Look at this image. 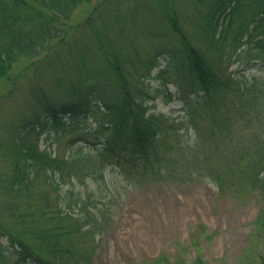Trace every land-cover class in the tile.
Wrapping results in <instances>:
<instances>
[{
    "label": "trees",
    "instance_id": "16d2710c",
    "mask_svg": "<svg viewBox=\"0 0 264 264\" xmlns=\"http://www.w3.org/2000/svg\"><path fill=\"white\" fill-rule=\"evenodd\" d=\"M90 1L0 0V83L15 81L20 59L39 58L65 38L76 10ZM198 3L190 31L176 7L160 4L176 37L147 57L138 50L120 57L98 38L109 72L86 70L59 80L56 93L33 92L31 110L0 139L9 166L0 171V264H92L112 215L92 206L91 194H75L74 183L104 177L108 167L154 182L208 179L222 189L240 181L264 200V78L229 70L242 59L264 63V0ZM153 71L175 86L168 97L182 101L181 120L148 113ZM91 118L96 126L84 127ZM242 130L248 140L235 148L230 140ZM52 133L56 140L73 135L68 155L42 148V136ZM258 224L264 236V210Z\"/></svg>",
    "mask_w": 264,
    "mask_h": 264
},
{
    "label": "rangeland",
    "instance_id": "374dc122",
    "mask_svg": "<svg viewBox=\"0 0 264 264\" xmlns=\"http://www.w3.org/2000/svg\"><path fill=\"white\" fill-rule=\"evenodd\" d=\"M164 2L176 7L190 31V21L199 19L198 0H91L79 7L67 25L65 38L56 39L39 58L20 59L13 71L15 81L0 83V139L9 136L10 124L31 110L33 92L42 89L56 93L59 80H76L86 70L109 72L98 38L128 60L134 50L144 56L153 53L156 46L173 41L176 35L160 8ZM242 62L229 70L243 71L249 81L264 78V63L249 58ZM167 63L161 60L160 68ZM156 74L153 71L147 82L148 113L181 120L182 101L168 97L175 86ZM96 123L91 118L83 126L94 127ZM248 135L246 130L238 131L230 144L236 148L248 140ZM72 136L65 133L56 140L53 133L43 135L41 146L68 155ZM8 169L0 148V171ZM69 186L67 182L63 190ZM74 192L91 194L90 204L106 207L112 215L109 229L98 237L92 264H192L198 259L204 264H261L264 236L258 218L264 200L260 191L253 192L240 181L222 189L208 179L185 184L154 182L141 173L127 178L114 166L105 170L104 177L75 181ZM2 194L0 189V200Z\"/></svg>",
    "mask_w": 264,
    "mask_h": 264
}]
</instances>
